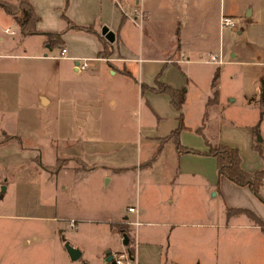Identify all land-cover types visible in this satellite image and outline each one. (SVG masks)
<instances>
[{
	"label": "crops",
	"instance_id": "crops-1",
	"mask_svg": "<svg viewBox=\"0 0 264 264\" xmlns=\"http://www.w3.org/2000/svg\"><path fill=\"white\" fill-rule=\"evenodd\" d=\"M0 1L10 5L18 2ZM25 1L36 18V32L21 34L13 16L0 7V62L43 60L54 70L65 67L78 74L82 71L74 70L70 58H86L84 72L94 68L95 73L101 67L107 75L130 83L153 116L154 131L136 136L132 161L113 162L99 152L95 156L94 141L86 137L83 147H89L91 159H83L94 164L90 168H52L56 158L78 157L79 143L70 145L71 149L59 148L52 158L45 155L41 166L34 147L47 151L51 140L60 142V147L76 141L86 125L84 117L77 116L89 114L94 101L68 95L61 102L55 91L34 90L26 109L33 106L36 113L58 108L72 115L70 126L58 125L56 120L53 131L48 125L43 138L41 133L24 132L29 115L19 109L18 96L6 94L7 104L0 99V221L36 225L23 243L28 239L34 244L45 243L52 238L65 260L64 236L68 233L66 237L73 242L70 246L77 249L74 236L80 229L77 213L67 210L76 201L71 187L84 174L100 171L104 186L123 175L134 178L136 187L133 193L129 190L124 205L106 217L103 231L114 244L99 249L104 254L102 264H111L108 258L121 251H127L136 264H264V231L246 214L227 211L246 210L264 226V204L248 187L218 176L214 157L176 152L174 144L165 138L176 128L178 112L168 94L155 91L156 83L184 90L180 108L184 129L177 137L180 146L206 151L204 140L223 144L237 150L245 172L261 169L264 103H260L259 93L260 85L264 87V44L256 45L252 38L256 30L264 32V0H177L175 6L165 0ZM221 15L236 19L238 25L220 28ZM102 27L111 32L112 41L101 34ZM222 30H226L223 36ZM214 32L217 34L213 38ZM45 33L57 38H47ZM133 36L134 46L130 43ZM60 48L65 49L66 58H56ZM208 55L219 57L221 63L205 62ZM195 66H202L203 78L194 71ZM214 75L216 96L208 103ZM38 79L39 87L46 84L44 75ZM191 91L197 115L193 123H188L184 108ZM160 99L171 107L168 116L174 114L173 119L165 121L167 117L159 111ZM107 103L114 100L109 98ZM12 116L11 123L5 122ZM189 139L192 143L186 142ZM163 153L167 161L162 165ZM136 160L143 163L140 168ZM40 182L46 183L53 195L48 203L39 197ZM258 193L264 200V179ZM128 206L136 212H127ZM49 230L53 235L45 236ZM124 237L126 243L122 244ZM78 250L80 257L82 250Z\"/></svg>",
	"mask_w": 264,
	"mask_h": 264
},
{
	"label": "rangeland",
	"instance_id": "rangeland-1",
	"mask_svg": "<svg viewBox=\"0 0 264 264\" xmlns=\"http://www.w3.org/2000/svg\"><path fill=\"white\" fill-rule=\"evenodd\" d=\"M165 1L167 3L171 1L172 6H175L177 0ZM15 15L18 16V12ZM262 30H256L257 33L254 34V39L252 38L254 43L257 42L256 45L264 44V32ZM223 32H226V30H222V36ZM216 34L217 32L212 33L211 37L214 38ZM226 36L225 33V38ZM130 43L134 46V36L130 39ZM51 67L48 61L43 60H20L14 63L0 62V99H3L1 101L4 105L8 103L6 94L18 96L20 100L19 109L27 111L29 115V122H27L26 118L25 124L21 123V125L23 124L24 132L41 133L44 138L48 133V125L51 126L49 131H53L56 120H58V125L60 123L61 126L65 124L70 126L72 124L70 123V116L72 115L68 113L65 115L64 111H58V108L46 111L40 110L36 113L33 106H27L29 110L26 109L25 106L30 103L33 91L38 88H45L46 91L51 93L55 91L61 102L68 95L77 99L87 98L94 101L89 114L84 113L83 116H77V119L84 117L86 125L85 128L80 127L83 134L78 135L76 141L68 142L60 147V142L57 141L56 144L53 140H51L52 142L48 140L51 146L46 149L47 151L43 147H34V149H37L39 156V160L38 157L36 159L39 165H44L45 155H50L52 158L59 148L71 149L70 145H78L79 143L80 153L77 152L78 157L69 155L56 158L52 168L62 165L81 169L90 168L94 164H88L83 159L84 157L91 159L89 158L91 156L89 147H83L86 137L88 141H94L95 156L101 153L100 155L109 158L113 162L132 161L135 152L133 146L137 144L136 136L139 133L144 134V132L154 131L153 116L144 106L143 100L139 98V93H135L133 87L126 80L118 79L117 76L107 75L101 67L97 68L95 73L94 68H90L88 71H82L78 74L69 72L65 67H60L58 70H54ZM194 71L198 72L202 78L204 77L205 71L202 66H195ZM40 75H44V80H47L42 87H39L41 85L38 79ZM109 98L114 100L113 104L107 103ZM68 101L69 99L65 102ZM187 102L184 108L185 119L188 123H193L197 114L193 105L192 91ZM158 103L162 107H158L159 111L163 116L167 117V119L164 118L165 121L170 118L173 119L174 114L168 116L171 112V107H167L161 99L158 100ZM66 109L68 110V108ZM12 118L13 116L5 120V122L11 123ZM38 123H41L40 125L43 128ZM30 126H32L31 129H29ZM74 126L77 127V125ZM156 131L158 130L156 129ZM163 141L161 140V142ZM186 142L192 143L190 139L186 140ZM75 148L74 150L76 151ZM185 148L194 150L188 147ZM198 152L201 153L203 151ZM200 153L188 152L186 154L205 156ZM165 156V153L161 155L163 161L160 164L162 165L166 164L167 159H164L166 158ZM135 162L139 168L140 165H143L138 160ZM122 176H117L104 186L100 181V171H95L84 174L76 182V185H72L71 193L76 201L70 203L67 210L71 211V213H77L76 217L80 218L78 219L80 229L74 236L75 241L78 243L77 249L82 250V255L77 260L71 261L65 251H62L65 257L64 260L60 255L61 253H58L52 238H48L49 240L45 243L34 244L30 239L27 240V243H23L22 240L30 237V231H33V228L37 227L36 225L25 222L6 224L0 221V264H102L104 254H101L99 249L114 244V239L103 231L104 225L107 226L106 217L112 215L114 209L122 207L127 198H129V190L133 193L136 188L134 178L129 179L126 176ZM40 185L39 197L41 201L48 203L53 195L46 189V183L40 182ZM56 200L58 203L57 194ZM67 210H64V212H67ZM50 231L44 232V235L49 234V236H52L53 234ZM67 234L64 236V242L72 244L73 242L69 236L66 237Z\"/></svg>",
	"mask_w": 264,
	"mask_h": 264
},
{
	"label": "trees",
	"instance_id": "trees-1",
	"mask_svg": "<svg viewBox=\"0 0 264 264\" xmlns=\"http://www.w3.org/2000/svg\"><path fill=\"white\" fill-rule=\"evenodd\" d=\"M0 7L3 9L4 12L11 14L15 23L18 26V29L21 34H34L36 31L33 29V22L35 21V16L31 10V7L25 0H18L16 5H10L0 1ZM18 12V16L15 13ZM47 38H57V36H53V34L45 33ZM214 80L215 75L212 78L211 87L214 88ZM155 91L166 93L170 97V103L173 108L178 112V123L175 129H173L170 134L168 135L165 140H170L176 149L177 153H185V152H193V153H200L198 151L190 150L184 148L179 145L178 143V132L181 129H184L181 120V113L180 108L183 102L184 97V90L178 89L174 90L171 89L163 84L156 83ZM264 95V87L260 85V103H264L262 97ZM216 96V91L212 90V98L208 99L207 102L209 103L213 98ZM264 107V104H262ZM263 112L260 110L259 116H261ZM196 132L199 133L200 129H196ZM204 145L206 146V151L201 152L205 156H212L215 158V165H216V173L218 176H223L233 184L237 186H246L250 190V192L264 204V200L260 197L258 193L259 187L263 184L264 179V160L262 163V167L259 170L254 171L253 173L245 172L240 166V159L238 156V152L235 148L228 147L223 144H210L206 140H204ZM258 152H260V148L255 147ZM229 212L234 213H244L248 217H250L254 222H256L260 228L264 231V226L261 224L260 221L250 212L242 209H228Z\"/></svg>",
	"mask_w": 264,
	"mask_h": 264
},
{
	"label": "built area",
	"instance_id": "built-area-1",
	"mask_svg": "<svg viewBox=\"0 0 264 264\" xmlns=\"http://www.w3.org/2000/svg\"><path fill=\"white\" fill-rule=\"evenodd\" d=\"M138 13H140L138 11ZM218 25L220 28H233L236 25H238V21L230 16L226 15H221L218 19ZM7 32V30H5ZM56 58H66L65 56V49L60 48L59 53L56 56ZM214 55H208L207 59L205 62H216V63H221V60L219 59H214ZM73 62L72 67L74 68L75 71H83L87 68L88 66V59L86 58H70ZM126 211L129 213H135L136 210L133 206H128L126 208ZM127 224H134L135 221H126ZM69 225H73V220L69 222ZM110 261L111 264H136L133 259L130 257L129 253L127 251H121L118 253L113 254L110 256Z\"/></svg>",
	"mask_w": 264,
	"mask_h": 264
},
{
	"label": "water",
	"instance_id": "water-1",
	"mask_svg": "<svg viewBox=\"0 0 264 264\" xmlns=\"http://www.w3.org/2000/svg\"><path fill=\"white\" fill-rule=\"evenodd\" d=\"M100 32L108 41H112L113 39L112 34L106 29V27H102ZM125 243H126V240L124 237L122 244H125ZM63 246L71 260H76L79 257L80 252L78 249L71 247L67 242H64ZM108 259H110V257Z\"/></svg>",
	"mask_w": 264,
	"mask_h": 264
}]
</instances>
